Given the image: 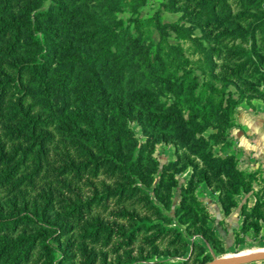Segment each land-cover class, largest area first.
Returning <instances> with one entry per match:
<instances>
[{"label":"trees","instance_id":"trees-1","mask_svg":"<svg viewBox=\"0 0 264 264\" xmlns=\"http://www.w3.org/2000/svg\"><path fill=\"white\" fill-rule=\"evenodd\" d=\"M162 10L180 11L193 24L165 22ZM62 11L56 1L45 5L44 0H0V264L210 262L207 245L224 253L223 240L207 208L199 199L192 205L189 198L205 183L219 193L227 215L237 204L236 195L251 190L256 174L238 167L235 151L213 153L215 145L223 152L233 148L229 128L234 114L226 105L202 124L174 106L146 115L121 97L105 100L101 108L109 110L112 119L124 117L153 127L177 121L178 142L190 156L179 154L159 171L156 165L145 168L141 150L126 145L120 134L110 135L105 117L87 110H74L68 117L64 81L53 96L50 78L61 54L73 52L82 63L73 59L63 66L71 74L79 67L93 85H100L99 69L117 54L119 34L128 26L119 20L109 27L92 17L99 29L81 39L86 49L70 39L61 44L57 16ZM155 16L162 30L192 34L199 29L208 55L223 58L218 65L212 62L218 74L264 99L261 82L250 79L264 65L263 2L159 0ZM129 20L137 22L138 17ZM217 39L227 42L222 46ZM97 45L100 51H94ZM136 96L150 103L157 100L147 91ZM51 97L59 106L53 110ZM210 128L215 131L205 136ZM173 167L176 174L191 169L183 184L177 175H169L167 169ZM178 187L180 198L174 205ZM261 205L247 213L246 222L260 214ZM252 225L259 233L258 219Z\"/></svg>","mask_w":264,"mask_h":264},{"label":"rangeland","instance_id":"rangeland-1","mask_svg":"<svg viewBox=\"0 0 264 264\" xmlns=\"http://www.w3.org/2000/svg\"><path fill=\"white\" fill-rule=\"evenodd\" d=\"M55 1L62 4L63 10L57 16L61 44H66L70 39L75 47L81 46L86 49V43L81 39H86L92 30L99 29L94 20L109 27L123 20L125 26H128L119 34L120 48L117 54L110 56L99 69L100 85H93L90 76L86 75L87 72H81L82 69L79 67L71 74V69L63 66L68 65L73 59L77 63H82L79 53L73 52L61 54L58 62L64 64L58 62L53 64L50 78L53 96L61 88L59 83L64 81L63 93L67 111L65 114L68 117H72L71 112L74 110H87L105 117L110 135L120 134L126 145L134 144L141 150L145 168H154L156 165L159 171L169 167L170 161L177 159L179 154L183 157L190 156V152L178 142L177 121L167 126L153 127L124 117L112 119L107 117L109 110L101 108L105 100L113 96L121 97L125 104L133 105L146 115L170 110L174 106L186 118L195 116L196 120L203 124L209 118L214 119L219 109L226 105L231 109L230 114L236 115L243 104L257 98L243 92L236 85L227 83L218 74L220 69L213 68L212 62L215 61L218 65L223 62V58L214 59L208 55V43L201 36L199 29L191 34L181 29L166 31L159 28L155 16L159 10V0H44V4L49 5ZM259 2L264 3V0ZM80 13L87 15L83 16ZM161 14L168 23L186 26L193 24L191 20L184 19L180 11L162 10ZM131 17H138L137 22L129 20ZM217 42L223 46L227 41L220 42L217 39L215 43ZM98 47L97 45L93 50L102 49ZM250 79L260 81L262 89L264 65L261 66V71ZM145 91L154 93L157 100L150 103L145 99H138L136 93ZM49 99L51 110L59 107L53 97ZM214 131L210 128L204 135L208 136ZM212 149L215 155L225 156L232 152L223 155L220 145H215ZM167 170L169 175L179 177V185L183 184L184 177L188 175L186 171L176 174L177 169L174 167ZM158 171L154 173L156 179L159 177ZM147 189L152 191V188ZM198 190L195 198H189V203L197 205L199 199L209 211L210 217H214L207 204L209 202L211 205L212 199L206 201V196L200 195L202 191ZM175 193L174 205H177L180 198L179 187ZM166 212L172 213L170 210ZM195 239L203 242L200 237ZM207 247L213 258L211 261L223 257L222 253L216 252L210 245Z\"/></svg>","mask_w":264,"mask_h":264},{"label":"crops","instance_id":"crops-1","mask_svg":"<svg viewBox=\"0 0 264 264\" xmlns=\"http://www.w3.org/2000/svg\"><path fill=\"white\" fill-rule=\"evenodd\" d=\"M264 90V87L262 88ZM230 137L234 141L233 148L223 152L235 151L239 159L238 167L242 170L254 172L251 179L252 188L248 192L241 191L236 195V206L231 213L225 214L219 201V193L214 192L205 183L200 185L198 191L204 195L205 200L212 199L210 210L214 215L215 230L223 240L224 257L235 254H249L264 252V99L257 97L249 103L242 105V109L234 115V123L230 129ZM231 153V152H230ZM188 179L191 169H188ZM258 204L261 205L260 214L251 216L246 222L247 213L251 212ZM258 219L260 232L256 233L252 221ZM234 253V254H233ZM246 264H264L263 260H254Z\"/></svg>","mask_w":264,"mask_h":264},{"label":"water","instance_id":"water-1","mask_svg":"<svg viewBox=\"0 0 264 264\" xmlns=\"http://www.w3.org/2000/svg\"><path fill=\"white\" fill-rule=\"evenodd\" d=\"M263 259H264V252L259 251V252L245 254V255L235 254L234 256H230V257L223 256V257L214 259L213 261L208 262L206 264H246L250 261L263 260Z\"/></svg>","mask_w":264,"mask_h":264},{"label":"bare ground","instance_id":"bare-ground-1","mask_svg":"<svg viewBox=\"0 0 264 264\" xmlns=\"http://www.w3.org/2000/svg\"><path fill=\"white\" fill-rule=\"evenodd\" d=\"M241 255H245V254H241Z\"/></svg>","mask_w":264,"mask_h":264}]
</instances>
